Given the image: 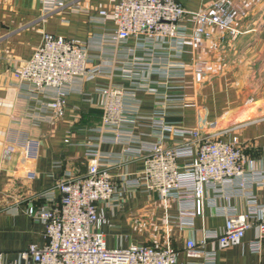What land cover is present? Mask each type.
<instances>
[{
  "label": "crops",
  "instance_id": "0c3cea01",
  "mask_svg": "<svg viewBox=\"0 0 264 264\" xmlns=\"http://www.w3.org/2000/svg\"><path fill=\"white\" fill-rule=\"evenodd\" d=\"M178 1L190 13L225 1L235 13L239 34L230 36L213 29L211 39L189 42L182 49L160 41L144 48V39H130L117 46L105 42L116 25L101 12H110L120 0H0V264H25L22 252L32 244L45 245L46 227L32 219L28 210L48 204L41 198L46 192L54 191L59 202V181L87 173L86 154L96 145L99 133L94 129L102 123V90L118 87L134 93L127 102L146 121L136 134L149 142L156 141L149 119L160 108L166 112L167 123L187 129L204 130L212 122L220 128L246 124L224 140L237 137L246 156V169L264 171V0ZM182 25L191 35L195 26L192 16ZM45 34L85 43L92 66L104 72L93 81L77 79L73 83L65 117L57 121H51L52 114L45 108L50 99L32 94L31 87L12 74L34 55ZM139 61L150 69L134 71L131 62ZM159 70L172 77H161ZM167 134L171 136L167 146L183 139ZM28 136L39 143L34 163H26L16 146ZM125 149L124 144L100 147L103 153L113 154L109 172L115 181L120 175L135 177L144 169V162ZM29 169L36 173L34 180L25 178ZM253 193L264 203V187L255 186ZM214 195L207 191L203 215L195 217L189 227L179 223V201L165 199L155 191H132L122 203L105 208L107 224L102 231L107 246L126 249L171 244L178 264H206L202 254L187 250V243L223 231L226 217L217 214L213 201L216 207L240 213L247 209L240 197ZM256 236L252 229L240 245L221 249L218 243L209 242L204 251H215L214 264H264V246L260 254L251 250Z\"/></svg>",
  "mask_w": 264,
  "mask_h": 264
},
{
  "label": "built area",
  "instance_id": "2783aa9c",
  "mask_svg": "<svg viewBox=\"0 0 264 264\" xmlns=\"http://www.w3.org/2000/svg\"><path fill=\"white\" fill-rule=\"evenodd\" d=\"M187 15L178 0H120L110 12H101L104 19L111 18L116 25V31L105 42L118 46L130 39H144V48L160 41L182 49L189 42L211 39L213 29L230 36L239 34L235 13L225 1L190 14L195 23L191 35L186 34L182 25ZM92 63L85 43L45 34L34 55L13 69L12 74L20 83L28 84L32 94L50 99L45 108L52 114L51 121H57L65 117L66 99L73 83L77 79L93 81L104 73ZM131 67L134 71L150 69V65L141 61L131 62ZM160 75L165 79L172 77L163 71ZM48 90L55 94L47 95ZM133 94L118 87L102 90V123L94 129L99 133L96 145L86 154L88 171L59 181L56 186L61 194L59 202L54 191L46 192L41 198L48 204L28 210L32 219L45 225L46 243L32 244L22 252L25 264H178L177 251L171 244L126 249L107 246L102 231L107 224L105 208L122 203L128 193L136 190L155 191L165 199L179 201L182 205L179 223L189 227L194 225L195 217L203 215L207 191L212 190L215 197L242 198L247 208L242 213L230 207H216L213 201L211 206L217 214L226 217L223 231L209 233L199 242L189 240L187 250L202 254L206 264H214L215 251H204L209 242L228 249L240 245L246 233L256 229L251 250L260 254L264 246V203L259 202L253 188L264 187V171L246 169V156L237 137L224 140L246 124L220 128L217 122H212L204 130L187 129L167 123L166 112L160 108L149 119L156 141H145L136 130L146 126V121L127 102V97ZM167 133L183 139L167 146L171 140ZM103 144H124L126 153L144 162V169L135 177L120 175L115 181L109 172V162L114 157L100 150ZM16 146L22 150L26 163L37 160V141L28 136ZM181 160L188 162L181 164ZM35 177L34 170L25 174L28 180ZM227 189L231 192H225Z\"/></svg>",
  "mask_w": 264,
  "mask_h": 264
},
{
  "label": "rangeland",
  "instance_id": "374dc122",
  "mask_svg": "<svg viewBox=\"0 0 264 264\" xmlns=\"http://www.w3.org/2000/svg\"><path fill=\"white\" fill-rule=\"evenodd\" d=\"M185 10V9H184ZM187 13H188V15L185 17V18H187L188 16H190V14H195V13H190V12H188L187 10H185ZM198 13V12H197Z\"/></svg>",
  "mask_w": 264,
  "mask_h": 264
}]
</instances>
